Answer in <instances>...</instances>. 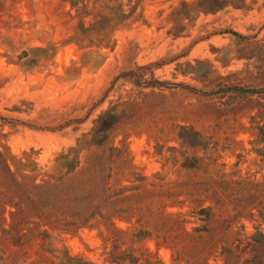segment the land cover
Instances as JSON below:
<instances>
[{"label":"rangeland","instance_id":"obj_1","mask_svg":"<svg viewBox=\"0 0 264 264\" xmlns=\"http://www.w3.org/2000/svg\"><path fill=\"white\" fill-rule=\"evenodd\" d=\"M0 114L24 122L0 119V149L38 182L83 170L111 146L133 164L125 185L140 173L175 178L185 163L175 134L189 126L209 138L206 155L262 178L264 0H0ZM188 220L189 228L201 222ZM48 230L45 240H15L0 264H118L108 260L104 228ZM235 230L232 239L247 242L264 221L244 219ZM145 248L157 264H185L133 236L122 264H144L136 258ZM232 255L264 264L261 250Z\"/></svg>","mask_w":264,"mask_h":264},{"label":"trees","instance_id":"obj_2","mask_svg":"<svg viewBox=\"0 0 264 264\" xmlns=\"http://www.w3.org/2000/svg\"><path fill=\"white\" fill-rule=\"evenodd\" d=\"M150 83L173 84L161 80ZM174 85L206 93L190 85ZM0 119L24 123L2 114ZM175 136L185 149V163L178 175L150 182L140 173L134 185L124 184L127 170L134 168L125 148L111 146L93 165L80 171L74 165L66 174L41 182L24 173L9 151L0 149V254L10 252L15 240L32 234L45 240L48 228L71 230L84 225L108 232L113 243L108 260L118 264L125 261L128 249L123 251L122 247L130 236L138 241L153 239L158 248L170 249L173 259L185 264H210L213 258L238 264L241 259L232 255L236 251L244 255L264 252L262 230L247 242L232 239L242 220L259 217L264 221V176L229 171L217 155H206L210 143L203 128L182 127ZM189 216H198L200 224L189 228ZM118 222L134 227L125 229ZM44 226L47 229L42 230ZM144 251L147 256L136 261L157 264L152 253L147 248Z\"/></svg>","mask_w":264,"mask_h":264}]
</instances>
